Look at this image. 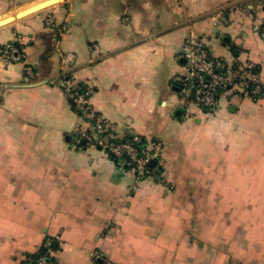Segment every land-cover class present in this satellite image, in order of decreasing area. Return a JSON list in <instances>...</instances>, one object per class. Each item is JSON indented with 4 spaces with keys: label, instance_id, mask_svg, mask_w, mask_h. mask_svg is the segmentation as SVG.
<instances>
[{
    "label": "crops",
    "instance_id": "crops-1",
    "mask_svg": "<svg viewBox=\"0 0 264 264\" xmlns=\"http://www.w3.org/2000/svg\"><path fill=\"white\" fill-rule=\"evenodd\" d=\"M46 1L0 0V22ZM263 23L264 0H63L0 27V50L36 72L0 53V264L43 249L56 264H264V92L210 115L180 91L190 38L230 80L253 62L264 87ZM61 79L122 138L159 144L149 175L76 143L88 125Z\"/></svg>",
    "mask_w": 264,
    "mask_h": 264
},
{
    "label": "built area",
    "instance_id": "built-area-1",
    "mask_svg": "<svg viewBox=\"0 0 264 264\" xmlns=\"http://www.w3.org/2000/svg\"><path fill=\"white\" fill-rule=\"evenodd\" d=\"M52 28L56 25L49 21ZM65 30V27L63 28ZM264 39V23L259 29ZM181 55L186 61V75L182 82L183 99L191 97L193 102L206 111L216 113L223 100H229L240 90L254 100L260 98L264 87L256 65L253 62L237 67V77L230 80L222 72L223 62L211 55L203 38H190L181 47ZM1 58L8 64H23V72L28 80L36 77L32 67L24 64L22 50L13 42L5 44ZM58 86L63 90L75 111L88 125L79 131L76 143L86 140L90 145L99 147L113 159L126 162L132 169L136 180H141L152 171L151 163L155 161L159 144L140 136L122 138L116 125L97 111L92 102V90L83 86H74L69 80L61 79ZM37 264H54L46 257H40Z\"/></svg>",
    "mask_w": 264,
    "mask_h": 264
},
{
    "label": "water",
    "instance_id": "water-1",
    "mask_svg": "<svg viewBox=\"0 0 264 264\" xmlns=\"http://www.w3.org/2000/svg\"><path fill=\"white\" fill-rule=\"evenodd\" d=\"M61 1H63V0H50V1L43 2V3H41V4H39V5L35 6V7H32L30 9H28V10H25L23 12L18 13L14 17H10V18H7V19L1 21L0 22V27L8 25V24L16 21L17 19H22V18L27 17L29 15H32L34 13H38L40 11H43V10L49 8V7H52L53 5H55V4H57V3L61 2ZM155 164H156V161H153L151 163V167H154ZM38 259H39V256H36V260H38Z\"/></svg>",
    "mask_w": 264,
    "mask_h": 264
},
{
    "label": "trees",
    "instance_id": "trees-1",
    "mask_svg": "<svg viewBox=\"0 0 264 264\" xmlns=\"http://www.w3.org/2000/svg\"><path fill=\"white\" fill-rule=\"evenodd\" d=\"M36 256H39V258L40 257H46V258H48L49 261H51L52 263L56 264L55 260L48 254L46 249L41 250L39 255H36ZM36 256L29 257L27 259V261L22 263V264H36L37 263Z\"/></svg>",
    "mask_w": 264,
    "mask_h": 264
}]
</instances>
